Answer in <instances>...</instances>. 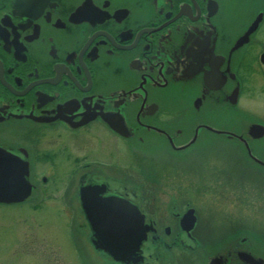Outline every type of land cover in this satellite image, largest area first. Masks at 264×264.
Here are the masks:
<instances>
[{
	"label": "flooded vegetation",
	"instance_id": "obj_1",
	"mask_svg": "<svg viewBox=\"0 0 264 264\" xmlns=\"http://www.w3.org/2000/svg\"><path fill=\"white\" fill-rule=\"evenodd\" d=\"M253 94L264 102V0H0V170L26 169L31 186L0 201V257L19 259L22 244L35 254L43 215L64 218L78 264L100 263L81 194L98 182L153 222L151 243L249 264L225 255L242 233L239 246L264 259V230L245 215L246 202L264 211ZM225 168L255 170L256 187L237 191Z\"/></svg>",
	"mask_w": 264,
	"mask_h": 264
},
{
	"label": "water",
	"instance_id": "obj_2",
	"mask_svg": "<svg viewBox=\"0 0 264 264\" xmlns=\"http://www.w3.org/2000/svg\"><path fill=\"white\" fill-rule=\"evenodd\" d=\"M261 129L264 128L254 124L250 132ZM16 171L0 170V197H3V201L18 200L29 193L24 180L25 169ZM104 190V184L91 185L83 190L82 200L92 229V243L97 250L107 253L121 264H140L143 260L141 244L150 226L144 224V216L128 201L116 196H101ZM189 220V214L185 215L184 224ZM240 258L251 264L264 263L248 252L241 253ZM221 261L222 257L219 256L212 258L209 264H219Z\"/></svg>",
	"mask_w": 264,
	"mask_h": 264
},
{
	"label": "rangeland",
	"instance_id": "obj_3",
	"mask_svg": "<svg viewBox=\"0 0 264 264\" xmlns=\"http://www.w3.org/2000/svg\"><path fill=\"white\" fill-rule=\"evenodd\" d=\"M255 95H249L244 98H247L249 100H245L244 103L247 105V107L253 111V112H260L264 114V102L256 101L255 99H252ZM60 167L57 169V175L53 178H59L62 176L63 173H65V167L62 166V164H59ZM225 172V182H231L232 184H235L236 187H238L236 190L240 191L243 187H239L242 183H252L253 187H256L255 183V170H242V169H226ZM230 183V184H231ZM259 186L261 187V191L264 195V178L262 177L261 182L259 183ZM233 187V185L231 186ZM249 191L253 192V189H249ZM260 203V202H259ZM253 203H247L245 206V215L247 217L252 218L256 221L257 219V227L258 231L264 230V225H261V222L264 221V211H260V204L254 208ZM225 207H228L232 211H240L241 209H244L241 205L235 202H225ZM258 208V209H257ZM164 212V209L162 210ZM210 216H207V218ZM79 219V218H78ZM81 219V218H80ZM29 218H23L24 225L28 226ZM35 234L37 237V251L31 254H28L29 251L25 250L24 245L22 244V253L20 255L19 259L14 258L11 256L12 259H15L18 264H78L74 258V255L72 253L71 245L69 240L67 239L65 228H64V218L62 217H56V216H46L43 217V215H38L37 218H35ZM80 222V221H79ZM260 222V223H259ZM233 221L231 222V224ZM215 223H211V225H214ZM236 224V223H235ZM237 225V224H236ZM254 228V229H255ZM29 232V229L26 230ZM90 233V229H88V234ZM149 250H145L144 253L147 254L148 252H151V247H148ZM179 257V262L175 263L173 260H171L167 253H165L166 258V264H202L203 257L193 258V255L187 254L185 252H180L176 250L175 256ZM101 261L104 264L106 263V260L108 259L107 256L105 257L104 254H100ZM147 257V256H145ZM7 260L2 259L0 257V263L1 261L9 262L10 264H15L14 260ZM114 263V262H112ZM151 264H159L156 262H152Z\"/></svg>",
	"mask_w": 264,
	"mask_h": 264
},
{
	"label": "bare ground",
	"instance_id": "obj_4",
	"mask_svg": "<svg viewBox=\"0 0 264 264\" xmlns=\"http://www.w3.org/2000/svg\"><path fill=\"white\" fill-rule=\"evenodd\" d=\"M255 134H257V132H255ZM77 225H78V227H79V225H80V222L78 223L77 222ZM80 228V227H79ZM89 235L88 234V230H86L85 232H83V235ZM229 237H230V241H231V243H232V248H231V246L230 247H228L229 249H227V248H225V255H229L231 258H232V256H233V251H234V254H236V256H238V257H240V254L241 253H243V252H246V250L244 249V248H242V247H240L239 246V241H240V236H238V235H236V234H234V233H232V234H229ZM85 238V237H84ZM85 240H86V242H87V245L89 246V248H91V245H89V242H88V240H87V238H85ZM92 241L90 240V243H91ZM91 250V249H90ZM163 250H165V249H163ZM227 251H230V253H226ZM91 253H92V255L96 258V257H98L99 258V256H100V252H98V251H96V250H91ZM97 259V258H96ZM100 259V263H103L102 261H101V258H99ZM226 262L228 263V264H231L230 263V260H226ZM106 263L107 264H115V263H112V261L110 260V259H107L106 260ZM117 264V263H116Z\"/></svg>",
	"mask_w": 264,
	"mask_h": 264
}]
</instances>
